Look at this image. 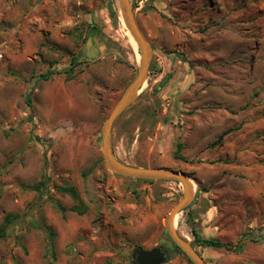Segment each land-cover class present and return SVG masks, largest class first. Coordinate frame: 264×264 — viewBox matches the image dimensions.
I'll return each mask as SVG.
<instances>
[{
    "label": "rangeland",
    "instance_id": "374dc122",
    "mask_svg": "<svg viewBox=\"0 0 264 264\" xmlns=\"http://www.w3.org/2000/svg\"><path fill=\"white\" fill-rule=\"evenodd\" d=\"M119 1L0 0V264H132L160 246L166 264H192L164 223L183 186L103 161V126L140 60ZM130 3L154 53L114 154L190 177L175 227L208 264H264V0Z\"/></svg>",
    "mask_w": 264,
    "mask_h": 264
},
{
    "label": "water",
    "instance_id": "95a60500",
    "mask_svg": "<svg viewBox=\"0 0 264 264\" xmlns=\"http://www.w3.org/2000/svg\"><path fill=\"white\" fill-rule=\"evenodd\" d=\"M119 13L123 24L134 39L140 54L139 68L136 78L128 85L120 97L118 103L105 121L102 129V157L107 168L115 175L134 180L169 181L180 183L183 186V195L180 201L173 207L165 218V228L172 242L185 254L193 264H208L192 244L182 237L175 227L176 218L194 200L195 192L189 176L184 173L161 168H146L129 165L121 161L113 152L112 131L116 120L136 101L143 90L152 62L154 49L140 30L130 0H120ZM92 47V42L89 41ZM95 51H94V55ZM88 57H92L88 53ZM135 264H166L168 262V250L165 246L153 249L138 247L133 251Z\"/></svg>",
    "mask_w": 264,
    "mask_h": 264
},
{
    "label": "trees",
    "instance_id": "16d2710c",
    "mask_svg": "<svg viewBox=\"0 0 264 264\" xmlns=\"http://www.w3.org/2000/svg\"><path fill=\"white\" fill-rule=\"evenodd\" d=\"M110 10H111V16L114 20V16L116 15L114 10H113V7L110 6ZM69 70H67L66 72L68 73ZM48 75H44L42 76V78H44L45 80L48 79ZM182 148L181 145H178V150H180ZM179 153V151H177ZM178 153L175 155V158H178L180 159ZM137 167H140V166H137ZM137 181H144V182H149V183H153L155 181H150V180H137ZM40 188V185H37L34 189L35 190H38ZM63 192H66V193H70L71 195H73V197L75 199H78V194L76 191H74L73 189H69V188H65V189H62ZM74 210V209H73ZM193 234L194 236L196 237V240L197 242L200 243L201 246L203 247H206V248H218V249H228L230 250L231 248L223 243H221L219 240H215V239H201L199 234L197 233L196 230H193ZM7 236V232L5 229H0V240L5 238ZM174 244V243H173ZM174 247L175 249L181 253V254H184L175 244H174ZM185 255V254H184ZM189 260V259H188ZM190 263H192L190 260H189ZM193 264V263H192Z\"/></svg>",
    "mask_w": 264,
    "mask_h": 264
},
{
    "label": "bare ground",
    "instance_id": "6f19581e",
    "mask_svg": "<svg viewBox=\"0 0 264 264\" xmlns=\"http://www.w3.org/2000/svg\"><path fill=\"white\" fill-rule=\"evenodd\" d=\"M123 26H124V25H123ZM124 32H125V31H124ZM126 34H127V37H128V39H129L130 43L132 44V46H133L135 49H137V45H136L134 39L132 38V36L130 35V33H129V32H126ZM190 182H191L192 185H193V189H195V186H194L192 180H191Z\"/></svg>",
    "mask_w": 264,
    "mask_h": 264
},
{
    "label": "flooded vegetation",
    "instance_id": "af4514ba",
    "mask_svg": "<svg viewBox=\"0 0 264 264\" xmlns=\"http://www.w3.org/2000/svg\"><path fill=\"white\" fill-rule=\"evenodd\" d=\"M89 47H91V46H89V44H88V46H87V49H89ZM92 48V47H91ZM193 246V245H192ZM167 249V248H166ZM168 250V256L170 257V255H173V252L171 251V250H169V249H167ZM132 264H135L134 262L132 263Z\"/></svg>",
    "mask_w": 264,
    "mask_h": 264
}]
</instances>
